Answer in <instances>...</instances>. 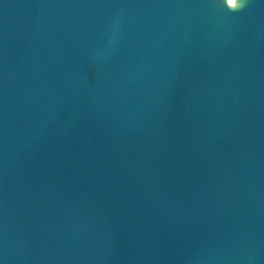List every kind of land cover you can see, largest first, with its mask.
I'll use <instances>...</instances> for the list:
<instances>
[{
	"label": "water",
	"instance_id": "1",
	"mask_svg": "<svg viewBox=\"0 0 264 264\" xmlns=\"http://www.w3.org/2000/svg\"><path fill=\"white\" fill-rule=\"evenodd\" d=\"M0 0V264H264V0Z\"/></svg>",
	"mask_w": 264,
	"mask_h": 264
},
{
	"label": "clouds",
	"instance_id": "2",
	"mask_svg": "<svg viewBox=\"0 0 264 264\" xmlns=\"http://www.w3.org/2000/svg\"><path fill=\"white\" fill-rule=\"evenodd\" d=\"M243 5L241 3V0H237V3H236V6L234 8H231V9H238V8H241Z\"/></svg>",
	"mask_w": 264,
	"mask_h": 264
},
{
	"label": "bare ground",
	"instance_id": "3",
	"mask_svg": "<svg viewBox=\"0 0 264 264\" xmlns=\"http://www.w3.org/2000/svg\"><path fill=\"white\" fill-rule=\"evenodd\" d=\"M231 5L235 3V0H228Z\"/></svg>",
	"mask_w": 264,
	"mask_h": 264
}]
</instances>
